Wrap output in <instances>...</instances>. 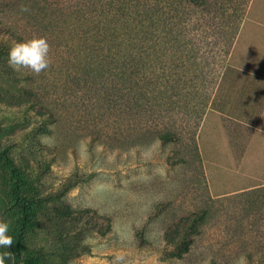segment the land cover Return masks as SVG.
I'll list each match as a JSON object with an SVG mask.
<instances>
[{
	"label": "rangeland",
	"instance_id": "1",
	"mask_svg": "<svg viewBox=\"0 0 264 264\" xmlns=\"http://www.w3.org/2000/svg\"><path fill=\"white\" fill-rule=\"evenodd\" d=\"M201 1L133 0L128 28L101 31L113 0H0V221L15 240V183L33 215L86 221L54 240L38 216L22 252L264 264V0ZM34 37L50 68L14 71L9 50Z\"/></svg>",
	"mask_w": 264,
	"mask_h": 264
},
{
	"label": "trees",
	"instance_id": "2",
	"mask_svg": "<svg viewBox=\"0 0 264 264\" xmlns=\"http://www.w3.org/2000/svg\"><path fill=\"white\" fill-rule=\"evenodd\" d=\"M203 1L204 0L201 2ZM133 10V0H113V3H106L104 9L106 22L104 23L102 30H100L123 31L125 28H128L130 24L129 21L132 19ZM7 163H9L11 167H14L9 159H7ZM16 177H18V175ZM19 186L18 183H15L12 189H10L12 198L20 205V223L12 246V253L15 256L14 264H47L50 259H53L52 256L54 255H56L59 264H65L64 256L67 254V250L65 249L63 242H61L60 245L55 246L53 251L49 245L41 248L37 247L39 249L36 250L34 248L29 253H24L21 251L20 247L21 239L24 237L26 229L33 228L34 221L38 216L43 214L51 218V221L53 222L54 231L57 232L54 240H62L65 237L68 238V236H72V231H75L80 226H85L86 221H77L74 216L72 217L71 212L69 211L70 208L65 205H62L61 207L41 206L40 211L36 212V215H33L34 212L32 208L37 202L36 195L34 193L33 197H27L25 194L20 193ZM28 198H32V200ZM195 218L185 217L183 222L187 223L191 220V224H193L196 221ZM201 218L202 216L198 215V221H200ZM183 222H181V224H184ZM6 264H13V262L6 261Z\"/></svg>",
	"mask_w": 264,
	"mask_h": 264
},
{
	"label": "clouds",
	"instance_id": "3",
	"mask_svg": "<svg viewBox=\"0 0 264 264\" xmlns=\"http://www.w3.org/2000/svg\"><path fill=\"white\" fill-rule=\"evenodd\" d=\"M21 12H29L30 6L21 5ZM51 47L46 38H32L25 42H17L9 50L8 64L16 72L28 70L30 73L39 76L46 72L51 66ZM10 225L0 221V248L9 249L13 246L14 240L9 235ZM6 261L15 262V256L11 251L0 252V264ZM235 264H246V258L239 257Z\"/></svg>",
	"mask_w": 264,
	"mask_h": 264
}]
</instances>
